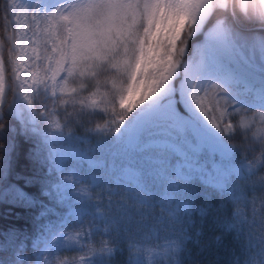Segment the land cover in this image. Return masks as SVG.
Segmentation results:
<instances>
[{
	"label": "snow or ice",
	"instance_id": "1",
	"mask_svg": "<svg viewBox=\"0 0 264 264\" xmlns=\"http://www.w3.org/2000/svg\"><path fill=\"white\" fill-rule=\"evenodd\" d=\"M0 29L29 227L0 264H264V0H0Z\"/></svg>",
	"mask_w": 264,
	"mask_h": 264
},
{
	"label": "trees",
	"instance_id": "2",
	"mask_svg": "<svg viewBox=\"0 0 264 264\" xmlns=\"http://www.w3.org/2000/svg\"><path fill=\"white\" fill-rule=\"evenodd\" d=\"M246 27H250V26H246ZM0 31H2V29H0ZM245 54L248 55L247 52ZM255 61L258 64L260 63V61L257 58H255ZM27 147L28 145H23L21 150L20 161L18 164L15 165V171L13 173V176L9 178L12 183H19L21 187H23V184L22 182L15 180V173H24L26 171V167H25L26 161L23 159V154L24 152H26ZM76 147L80 149H84L86 145L80 144V145H76ZM25 190L29 191L30 193L35 191L34 189H29V188H25ZM18 214L20 216H23L21 210L12 208L10 205L7 204H0V231L7 230L10 227H16L22 229L25 232L29 231L28 223L24 219H18L17 218ZM52 219H55V217H52ZM62 258H67V257H62Z\"/></svg>",
	"mask_w": 264,
	"mask_h": 264
},
{
	"label": "rangeland",
	"instance_id": "3",
	"mask_svg": "<svg viewBox=\"0 0 264 264\" xmlns=\"http://www.w3.org/2000/svg\"><path fill=\"white\" fill-rule=\"evenodd\" d=\"M201 40H202V37H201ZM248 53V55L247 54H245V55H247V56H254L255 58H257L259 61H260V53L259 52H256V53H251V52H247ZM254 58V59H255ZM257 63V62H256ZM258 64V63H257ZM127 258V253H125V256H124V259H126Z\"/></svg>",
	"mask_w": 264,
	"mask_h": 264
}]
</instances>
